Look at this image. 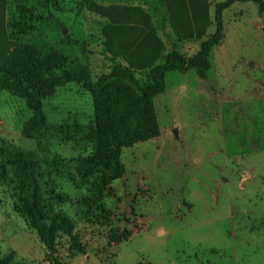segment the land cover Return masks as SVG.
Listing matches in <instances>:
<instances>
[{"label":"rangeland","instance_id":"rangeland-1","mask_svg":"<svg viewBox=\"0 0 264 264\" xmlns=\"http://www.w3.org/2000/svg\"><path fill=\"white\" fill-rule=\"evenodd\" d=\"M158 1L153 18L143 0H6L0 50L31 45L86 66L95 79L112 65L102 35L109 17L137 22L149 14L164 55L175 49L190 58L214 33L215 5L225 0H206L205 35L182 41L162 20ZM222 23L206 78L194 70L165 75V90L153 99L158 135L123 149L124 174L100 201L93 179L81 182L76 174L77 161L93 150L81 135L93 122L90 92L69 83L45 98L46 122L31 138L21 135L30 116L23 100L0 93V144L18 148L24 167L0 180V256L56 264L17 213L33 174L43 205L69 218L86 248L76 253L60 235L59 264H264V11L235 1ZM52 192L63 201L50 200Z\"/></svg>","mask_w":264,"mask_h":264},{"label":"trees","instance_id":"trees-1","mask_svg":"<svg viewBox=\"0 0 264 264\" xmlns=\"http://www.w3.org/2000/svg\"><path fill=\"white\" fill-rule=\"evenodd\" d=\"M235 1H251L260 12L264 11V0H225L217 3L214 9L215 31L190 58L183 57L175 49L164 55V45L158 33L148 24V13L137 22L131 19L117 21L109 17L103 25L102 35L112 65L107 73L95 79H91L86 66L71 63L66 58L44 56L31 45L14 43L9 51L0 50V93L5 91L23 100L30 111V116L23 122L21 135L31 138L32 133L45 124V98L66 84H82L91 94L93 122L81 131V135L91 140L93 150L77 161L76 174L81 182L93 179L94 198L100 201L108 185L124 174L123 149L158 135L153 99L164 92L165 75L194 70L199 78H206L210 50L223 37L222 12ZM5 4L6 0H0V14ZM155 5L152 2L149 11L153 18ZM160 5L166 13L162 20L169 23L179 41L205 35L210 25L206 0H161ZM20 10L26 17L28 10L24 7ZM18 157V148L0 144V180L6 179L11 170H24ZM27 182L29 195L18 207L17 213L35 232L46 258L59 264L55 255L60 235L69 237L74 252L85 254V246L74 234L73 222L43 205L40 185L33 174L29 175ZM50 200L62 202L63 198L52 192ZM14 256V252L1 255L0 264H26L15 262ZM134 264L149 263L138 261Z\"/></svg>","mask_w":264,"mask_h":264},{"label":"crops","instance_id":"crops-1","mask_svg":"<svg viewBox=\"0 0 264 264\" xmlns=\"http://www.w3.org/2000/svg\"><path fill=\"white\" fill-rule=\"evenodd\" d=\"M146 4L147 7L151 6V3L154 2V4L158 5L157 3H159L158 0H143ZM162 22L159 21L158 25L161 26Z\"/></svg>","mask_w":264,"mask_h":264},{"label":"water","instance_id":"water-1","mask_svg":"<svg viewBox=\"0 0 264 264\" xmlns=\"http://www.w3.org/2000/svg\"><path fill=\"white\" fill-rule=\"evenodd\" d=\"M173 134H174V137H175V138L178 137V136H177V130H176V129L173 130Z\"/></svg>","mask_w":264,"mask_h":264}]
</instances>
